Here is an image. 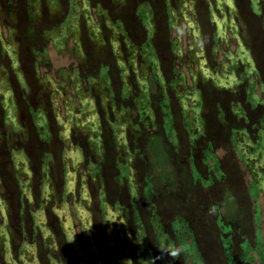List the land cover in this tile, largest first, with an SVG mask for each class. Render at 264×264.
Wrapping results in <instances>:
<instances>
[{"label":"rangeland","instance_id":"rangeland-1","mask_svg":"<svg viewBox=\"0 0 264 264\" xmlns=\"http://www.w3.org/2000/svg\"><path fill=\"white\" fill-rule=\"evenodd\" d=\"M52 1L0 0V264H264V0Z\"/></svg>","mask_w":264,"mask_h":264},{"label":"flooded vegetation","instance_id":"flooded-vegetation-1","mask_svg":"<svg viewBox=\"0 0 264 264\" xmlns=\"http://www.w3.org/2000/svg\"><path fill=\"white\" fill-rule=\"evenodd\" d=\"M48 1V4L50 5V4H52V3H54V1H52V0H47ZM51 6V5H50ZM175 44V43H174ZM175 46V45H174ZM80 96V99L82 100V103H84L85 101H86V99L84 100L83 98H84V94H81V95H79ZM8 111H9V108H8ZM120 125H121V120H118L117 122H115L114 123V125H113V129H115V130H117L118 128H120ZM71 153H73V151L72 150H70V151H68V152H66L65 154H64V169H65V173H66V175H67V180H66V183H67V187H66V190H65V194L66 193H68L69 191H71L72 190V188H73V181H71L70 180V178H74L73 177V174L71 173V169H70V163H69V161H71L70 159H73V157L71 156ZM69 160V161H68ZM76 161H77V159H73L72 160V163H73V165H74V168H77V166H76ZM88 171V170H87ZM44 172L47 174V172H46V165H45V168H44ZM83 190H85V184H84V176H83ZM46 181L47 180H43L42 182V188H41V190H42V201H41V205L46 201V199H47V193H48V190H47V185H46ZM67 191V192H66ZM82 198L83 197H81V200H82ZM79 202V201H78ZM75 206H77V207H80V205L77 203V201H76V203H75ZM56 208H55V210L56 211H58V212H60V215H61V217L63 218L62 219V224H63V227H64V230H65V232H67V233H70V217H69V214H68V212H67V206L65 205V200H64V203L63 204H56V206H55ZM58 208H62V209H64V211L65 212H63V211H61V210H59ZM33 215H34V223H35V221H36V225L37 224H39L40 223V221H42L43 219H44V217H43V214L41 213V210H38V211H36V212H34L33 213ZM59 215V216H60ZM84 217V219H81V221H82V224H83V231H87V229L89 230V226H88V217L87 216H83ZM84 232V233H85ZM46 233V232H45ZM89 233V232H88ZM46 236H49V235H47L46 234ZM27 241L25 240V242L23 243V245H22V248H21V251H22V253H26V254H29L31 251L29 250V245H27Z\"/></svg>","mask_w":264,"mask_h":264}]
</instances>
